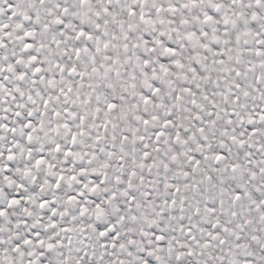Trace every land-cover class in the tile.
Wrapping results in <instances>:
<instances>
[{
    "label": "snow or ice",
    "instance_id": "obj_1",
    "mask_svg": "<svg viewBox=\"0 0 264 264\" xmlns=\"http://www.w3.org/2000/svg\"><path fill=\"white\" fill-rule=\"evenodd\" d=\"M0 264H264V0H0Z\"/></svg>",
    "mask_w": 264,
    "mask_h": 264
}]
</instances>
